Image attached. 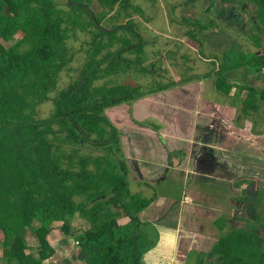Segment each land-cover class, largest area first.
<instances>
[{"label":"trees","instance_id":"obj_1","mask_svg":"<svg viewBox=\"0 0 264 264\" xmlns=\"http://www.w3.org/2000/svg\"><path fill=\"white\" fill-rule=\"evenodd\" d=\"M94 1L68 0L66 11L56 0H0V264H43L55 256L48 237L56 225L75 238L80 254L72 256L74 264H146L157 241L146 231L142 213L157 198L132 191L128 158L162 161L171 168L183 151L168 145V152L159 154L150 126L134 118L133 106L149 95L206 77L227 97L236 89L234 98L243 104L245 116L254 118L264 103V31L251 36L254 51L235 44L223 55L207 56L203 41L196 40L201 59L212 67L209 73L146 89L113 80L132 71L161 70L155 63L144 68L148 44L134 31L131 18V12L143 14L142 9L133 0H97L103 12L93 14ZM231 1L237 6L257 4L264 26V0ZM115 10L129 21L118 24L116 17L108 18ZM186 22L217 28L215 17L206 23ZM91 28L77 79L60 89L62 72L76 56L72 36ZM191 36L197 39L195 33ZM239 73L242 84L232 80ZM49 102L53 108L41 118V108ZM116 109L125 110L130 123L121 130L110 118ZM76 216L90 226L79 236L68 224ZM123 217L130 219L127 225L119 224ZM257 219L260 231L234 228L224 217L216 220L218 241L195 264H264V223ZM70 259L66 264H73Z\"/></svg>","mask_w":264,"mask_h":264},{"label":"rangeland","instance_id":"obj_2","mask_svg":"<svg viewBox=\"0 0 264 264\" xmlns=\"http://www.w3.org/2000/svg\"><path fill=\"white\" fill-rule=\"evenodd\" d=\"M56 1L61 9L69 11L68 0ZM133 4L140 7L143 11V14L131 12V18L136 25L134 31L139 33L143 37V41L148 44L146 47L147 61L144 64V68H148L151 63H155V67H160L161 70L156 73H149L148 71L132 73V71L129 74L113 78L115 83L126 82L133 86H143L146 89H150L151 87L159 86V84L166 85L171 82H181L188 77L203 76L209 73L212 67L201 59L199 54L200 47L196 40L203 41L205 46L202 50L207 56L214 54L223 55L225 51H228L235 44L241 46L245 51L256 50L254 41L251 40L250 36L258 32L249 23L251 14L248 12L242 14L243 20H246L243 23L245 26H242V30L239 27L240 25L235 27L228 22L222 21L218 15L215 18L217 28L205 30L187 23L186 20L209 22L210 18L213 17V11L207 10L210 8L209 0H133ZM90 10L93 14L103 12L97 0L93 2ZM116 10L108 15V18L113 16L117 19L116 23L126 24L129 21V17L123 13H121V17H118L119 13ZM208 16L210 17L208 18ZM109 23L111 24V22ZM257 23L264 31V26L259 17ZM77 31V35H73L70 40V46L76 53L69 66L72 70H68V68L62 72L59 83L60 89L66 88L77 79L79 70L86 60L85 49L91 40L93 28L85 32H82L81 29ZM191 33H195L197 39H193ZM124 35L131 37L127 33ZM19 38L21 36L16 39L18 40ZM261 39L264 40V34ZM126 56L133 61L136 60V55L133 53H127ZM241 79V73H239L232 80L233 82L235 80L237 84H242ZM106 80L108 79L103 80L100 85L105 83ZM259 83L261 84L262 82L259 81ZM235 92L236 89H232L231 96H225L216 89L214 80L206 77L157 95H149L139 100L132 109L134 118L137 121L150 126L148 133L154 139L158 150L166 152V147L156 142L157 137L164 136V140H168L177 151L184 150L189 153L185 155L183 151L181 155L179 154V158L173 160V168H176V170L172 180H176L179 174H189L188 171H191V176L195 172L200 171L198 169L199 164L195 161L202 158L204 162L208 163V166H206L208 167V172L216 171V169L217 171L220 170L222 174L225 172L227 179L224 181L228 183V187L222 185V188L224 198L227 199V205L229 206L230 204L232 207L231 211H233V206L238 204L237 197H240L241 190L252 187V185H249L251 181H260L262 186L258 188L253 184L254 191L258 192L255 198L257 209L253 212L255 220L250 222L251 224H244V222L241 226V228H247L248 226L257 231L260 227L258 216L261 217L260 221L264 223V103L260 107L259 112L254 115V118L245 116L242 111L243 104L240 101L237 103L234 98ZM246 95V92L243 93V97ZM52 108L51 102L43 105L40 117H48ZM124 112L125 110L117 109L110 112L111 122L120 130L130 125ZM154 126L160 127V132H157ZM232 133L235 134L234 137H232ZM228 141L231 145L226 147V142ZM205 147H208V149H205ZM212 151L217 158L215 161H210L211 159L206 157V153ZM214 154L212 153V155ZM191 158L192 161L190 160ZM133 160L136 159L129 158L128 161L131 170L132 191L134 193H145L148 198L154 195L157 196L155 203L150 206L148 211L143 213V221L148 224L145 229L152 239L157 241L156 247L145 257L146 264H191L188 261L189 251L196 247L197 242H200L198 243L199 246L206 242L207 239L203 240L202 236L205 232L208 233L205 229L209 230L206 227L207 218L202 217L200 220L198 219L199 221H196L198 215L196 208L193 210L195 213L190 212L193 217L188 221V232L196 237L194 241L190 238L185 239L186 235L182 238V244L180 243L179 247L178 245H161L158 241L160 240V231L162 229L178 232V228L164 227L161 229V225L164 222L169 224V221L173 219L172 222H175L176 225H181L185 207L197 204L198 192L190 190L194 183L190 182L189 188L187 187L185 193H183L185 185L176 183V181L173 184L169 180L160 185L158 184L160 180L157 179L167 170L163 163L145 165L140 162L135 164ZM180 161L184 162L181 167H179ZM255 162L256 168L252 166ZM257 162L261 164V167L257 165ZM214 164L218 166L214 167ZM137 165L140 169L136 168ZM204 171H207V169L205 168ZM141 173L142 175L145 173V178H155L151 183L157 188L151 187L148 183L140 182ZM237 181L239 183L241 181L242 186H236L235 183ZM232 187L236 192L233 191ZM164 192L170 195L167 201L161 199L165 194ZM248 195L250 196L252 193L248 192ZM233 197L234 199H232ZM181 200L189 203V205H181ZM259 200L262 201V204H259ZM250 207L247 208L248 210L245 213L242 208L241 212L242 218L244 217L247 222H249ZM238 213L236 211V214L240 217ZM157 218L159 219L156 221ZM118 222L120 225H127L130 219L123 217ZM68 224L70 225V232L74 233V236L81 235L90 227L88 222L80 218V216L69 219ZM60 226H55L48 237V241L55 250V254L63 256V258L55 260V255L44 261L43 264H66L64 257L68 256L67 245L75 244V238L64 234L60 230ZM179 230L181 231L180 235L183 236L185 231L183 228ZM1 239L2 236L0 234ZM167 241L171 242L172 239L168 238ZM30 243L36 244V241L31 238Z\"/></svg>","mask_w":264,"mask_h":264},{"label":"crops","instance_id":"obj_3","mask_svg":"<svg viewBox=\"0 0 264 264\" xmlns=\"http://www.w3.org/2000/svg\"><path fill=\"white\" fill-rule=\"evenodd\" d=\"M156 142L158 144H162L166 147V149H165L166 152H164V151L161 152L160 150H158L159 154H161V155H165V153L168 152V145L173 148V146H171V144L168 142V140H166V139L164 140V136H163L162 141L156 140ZM186 153L189 154L188 152H186ZM210 153L214 154L213 151ZM192 154H193V152H192ZM192 154H191V156H192ZM210 157H213V159H211L210 161L217 160L215 154L210 156ZM190 160L192 161V158ZM128 161H129V158H128ZM133 161L135 162V164L136 163L139 164V162H140V163H143L145 165H147L149 163L159 165V163L160 164L162 163V161L157 162V161L137 160V159L133 160ZM203 161L204 160L202 158H199L198 160L195 161L197 164H199L198 169H200V171L197 170L198 172H195L193 176H191V174H192L191 171H188L189 174L188 173L179 174V176L176 178V180H174V179L172 180V177H174V171L176 170V168H173L174 165H173V167L170 168L169 166L163 164L164 167L167 168V170L165 173L160 175L161 177L159 176L160 178L159 177H158V179L156 178L157 180H160L158 183L160 185L165 183L166 181H169V180L172 181L173 184H174V181H176V183H182L181 185H185V189L183 188L184 189L183 193L186 192L187 187L189 188V184H190V182H192L194 184L191 183L192 188H190V190L192 192L193 191H196V193L198 192L199 198H196L197 201L195 200L197 204L195 206H186L185 207L184 218H183V222L181 225H179V224L176 225L175 222H172L173 219L169 221V224H167L168 222H164L161 225V229L164 227L174 228V229L178 228V232H173V230L162 229L160 231L161 237H160V240L158 241V243H161V245H169V246H177L178 245V247H179L180 243L182 244V238L185 235H186L184 237L185 239L190 238L192 241H194L196 239V237L188 232V225H189L188 221H189V219L191 220V218L193 217V215L190 212L195 213L193 210L196 208L197 214H198L196 221H199L200 218H202V217L207 218L208 220L206 221V223H207L206 227L209 230L205 229V231H207L208 233L205 232L202 236L203 240H205V238L207 239L206 242L204 244H202L201 246L198 245V243H200V242H197L196 247L189 251L188 261H191L190 262L191 264H195V262L197 261V259H199V256L201 254L208 253L212 249L214 244L218 241L219 231H218L217 225L215 224L216 220L218 221L219 218L224 217V218H227L229 220L228 222L230 223V225H232V227L240 229L242 226L241 225L242 219L240 218V217H242L241 212L239 211V213H238L240 217H238V215L236 214L237 205L235 204V206H233V211H231V208H232L231 205L229 204V206H228L227 205V199L224 198L222 185L225 187L226 186L228 187V183L224 181L227 179L225 172H223V174H222V172H220V170L217 171V169H216V171L208 172V167L204 166ZM183 163H184L183 161H180L179 167H181ZM213 166L215 167L218 165L214 164ZM136 168L140 169L138 165ZM205 168L207 169V171H204ZM143 175L141 173L140 182L148 183L151 187H155V189H156L157 187L151 183L152 181H154L155 178H145V173ZM196 178H197V180H195ZM253 182H254V185L257 186V188L259 186H262L260 181L254 180ZM235 184H236V186H242L241 181H240V183L237 181ZM232 189H233V187H232ZM244 190H246V189L241 190L240 196H244V192H243ZM233 191H235V190L233 189ZM169 196L170 195H167L165 193L161 197V199H163V201L164 200L167 201ZM156 198H157V196H156ZM158 198H159V195H158ZM218 199H220V200H218ZM232 199H234V197ZM261 200H259V201H261ZM203 202H205L206 204ZM180 204L181 205H184V204L189 205V203H186L185 201H182V200H181ZM263 206H264V202H263ZM171 208H173V207H171ZM148 210H146V211H148ZM172 214H173V212H172ZM230 215H232V216H230ZM142 219H143V213H142ZM158 219L159 218H157L156 221ZM155 226H157V224H155ZM180 228L181 229L183 228V230L185 231V232L182 231L184 234L183 236L180 235L181 234V231L179 230ZM259 230H260V228H259ZM168 238H171L172 241L171 242L167 241ZM72 255L70 256V258H72Z\"/></svg>","mask_w":264,"mask_h":264},{"label":"flooded vegetation","instance_id":"obj_4","mask_svg":"<svg viewBox=\"0 0 264 264\" xmlns=\"http://www.w3.org/2000/svg\"><path fill=\"white\" fill-rule=\"evenodd\" d=\"M231 2H232L231 0H215L214 1L215 7H212V10L210 9L209 11H211V12L213 11L212 16L215 18L218 15V17L221 18V20L224 22H228L229 24H232L235 27L240 25L239 27L241 28V30H242V26L243 27L245 26L243 23L246 22L245 19L243 20L242 14L248 12L251 14L249 23L253 26V29H255L257 32L262 30L260 25L257 23L258 17L260 19L259 8L257 11V7H258L257 4H255V3L253 4L249 1H245V2L241 3L239 6H237V5H233ZM209 3L212 4V0H209ZM262 32H263V30H262ZM260 77L264 78V73L262 75H260ZM205 149H208V147H205ZM210 156H212V153H210V152L206 153V157H208V159H213V157H210ZM203 164H204V166H208L207 162H204ZM209 168L211 169V167H209ZM253 184H254L253 181H251V183H249V185H252V187H249L248 189L244 190V196L237 197L238 198V200H237L238 204H236V205H237V211L238 212L239 211L242 212V208H243L244 209L243 211L245 213V211L248 210L247 208L249 206H251L250 207L251 211L249 212V215H248L249 222L245 221L244 217L243 218L240 217L242 219L241 225H243L244 222H245L244 224H246V223H250L253 220H255V217H253V212L255 211V209L253 210V208H256L255 198L258 195V192L256 193V191H254ZM248 192H251L252 195L249 196ZM67 250H68V256H65L64 260H66L67 258L70 259L69 257L72 255V253L76 254V251L78 250V248L75 244H68ZM73 259H74L73 257L70 259L72 261V263H73Z\"/></svg>","mask_w":264,"mask_h":264},{"label":"water","instance_id":"obj_5","mask_svg":"<svg viewBox=\"0 0 264 264\" xmlns=\"http://www.w3.org/2000/svg\"><path fill=\"white\" fill-rule=\"evenodd\" d=\"M257 231H260V230L258 229ZM72 254H73L72 256H74V253H72ZM76 254L79 255L80 254V250H77ZM62 258H63V256L56 255L54 259L56 260V259H62ZM76 264H86V261H78Z\"/></svg>","mask_w":264,"mask_h":264}]
</instances>
